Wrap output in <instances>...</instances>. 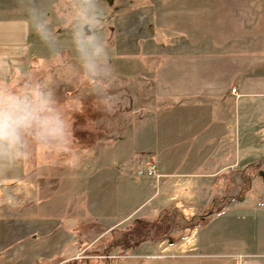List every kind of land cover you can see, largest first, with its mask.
Listing matches in <instances>:
<instances>
[{
    "label": "crops",
    "instance_id": "1",
    "mask_svg": "<svg viewBox=\"0 0 264 264\" xmlns=\"http://www.w3.org/2000/svg\"><path fill=\"white\" fill-rule=\"evenodd\" d=\"M183 1V39L159 55L152 102L142 114L129 119L123 112L115 127L106 125L117 130L109 143L72 148L76 156L47 151L54 160L42 164L36 146L30 163L0 175V264H264V243L254 240L235 252L204 234L169 244L138 239L146 227L175 233L176 226L145 220L191 200L193 184L231 186L216 197L231 201L199 233L218 221L212 237L239 233L238 212L250 209L247 231L264 234V0ZM1 23L0 74L9 76L17 54L27 55L17 45L24 32L4 22L8 36H1ZM130 125L137 127L135 154L148 155L134 167L127 157L132 137L124 143L119 134ZM148 161L159 178L136 176ZM116 231L135 241L112 240ZM113 245L119 253H109Z\"/></svg>",
    "mask_w": 264,
    "mask_h": 264
},
{
    "label": "rangeland",
    "instance_id": "2",
    "mask_svg": "<svg viewBox=\"0 0 264 264\" xmlns=\"http://www.w3.org/2000/svg\"><path fill=\"white\" fill-rule=\"evenodd\" d=\"M41 6L48 9L49 16H56L55 4L57 0H38ZM103 7L107 13V27L105 34L110 45V63L114 68L116 75V86L112 89L113 109L112 111L103 110L97 101V98L91 93L90 85L85 81L82 75H77L79 71V61L71 43L70 35L63 28H57V33L61 40V50L59 55H54L31 30L27 13L22 9L21 0H0V21L15 22L17 45L22 52H26V57L22 56L21 62L17 54L16 66L31 65V70L26 78H32L39 82H47L54 87L55 95L58 98V105L69 121L73 135L71 137V154L64 156H76L72 148H83L94 144H106L114 138L117 130L108 128L105 124V118L111 115L116 123L118 115L124 112L130 119L132 112L140 115L143 113V105L152 102L153 86L155 84L156 68L160 61V54L166 53L171 44L177 43L183 39L185 1L183 0H115L109 3L108 0H102ZM187 11V10H186ZM1 23V36H8L4 31L6 25ZM25 25V26H24ZM20 27L24 31H17ZM18 53V52H17ZM20 59V60H19ZM18 71L14 72V79L19 82ZM11 75V73H10ZM9 75V76H10ZM8 76V77H9ZM76 92L86 95L85 99L67 100V96H72ZM85 93V94H83ZM80 96V97H81ZM125 118V116H124ZM125 127V126H124ZM120 131V136L124 143L131 138L130 153L127 157L133 161L132 167L136 166L146 154H135L140 147L136 140V125H130ZM108 128V129H107ZM118 129V128H117ZM141 136H148V131L143 127L139 130ZM124 148V147H123ZM39 150L38 163H49L54 160L50 153ZM80 152H83L81 149ZM54 156V153H52ZM148 156V155H146ZM145 156V157H146ZM135 158V159H134ZM181 185V182H179ZM191 181L183 183L177 187L176 195L183 197L182 187L187 189L191 187ZM222 185H192L191 200L177 202L176 208L164 209L159 215L145 220V225H157L159 222L165 223L170 228L176 226L175 233L163 232L158 229L156 233H145L143 238L154 240L163 244H169L171 240L179 239L180 236L187 235L189 241H200L201 234L204 238H210L212 241L221 242L224 246L223 251L246 252L249 244L253 240L258 244L264 243L263 232L247 231L248 221L252 219V213L248 211L238 212V222L241 227L239 233L220 230L213 236L218 223L209 224L208 227L199 233V228L212 221L214 214L221 210L222 206L228 204L231 200H218V194L229 191L231 186H224L225 191L219 190ZM247 185L241 188L247 191ZM158 188V186H154ZM216 198V199H215ZM247 208V207H246ZM176 210V211H175ZM237 218V217H236ZM124 232V231H123ZM116 231L111 234L112 240H119L124 236L125 240L135 241V236L129 232L126 234ZM169 233V234H168ZM139 237L138 239H140ZM107 238V240H109ZM209 239V240H210ZM211 241V240H210ZM124 243V242H123ZM105 246L107 243H102ZM125 244V245H124ZM123 251H127L130 246L124 243ZM110 252L119 253V245H113ZM240 260V258L238 257Z\"/></svg>",
    "mask_w": 264,
    "mask_h": 264
},
{
    "label": "clouds",
    "instance_id": "3",
    "mask_svg": "<svg viewBox=\"0 0 264 264\" xmlns=\"http://www.w3.org/2000/svg\"><path fill=\"white\" fill-rule=\"evenodd\" d=\"M21 3L31 30L54 55L61 50L57 28L70 35L79 61L77 75L88 82L99 106L112 111L116 75L110 63L102 0H57L54 19L38 0ZM72 135L54 87L24 76L17 82L0 74V175L30 163L36 146L56 155L71 154ZM77 163L73 157L71 166Z\"/></svg>",
    "mask_w": 264,
    "mask_h": 264
},
{
    "label": "trees",
    "instance_id": "4",
    "mask_svg": "<svg viewBox=\"0 0 264 264\" xmlns=\"http://www.w3.org/2000/svg\"><path fill=\"white\" fill-rule=\"evenodd\" d=\"M31 65H28V66H16V65H13V66H11V75L9 76V78L10 79H14V76H13V74H14V72L16 71H18V73L16 74V76L17 75H19V78L21 77V76H26V75H28L29 74V72H30V70H31ZM18 78V79H19ZM83 94H85V93H83ZM81 92H76L74 95H72V96H67L66 98H68L67 100H73V99H85V98H88V97H85L86 95H82L81 97ZM119 122V121H118ZM105 124L106 125H110L111 126V128H113V127H115V120H114V117L113 118H111V115L108 117V119L107 118H105ZM118 124V123H117ZM145 232L144 233H142V236H139V237H143V235L145 234V233H147V232H149V233H151V231L153 232V233H156L155 232V229H152V228H150V227H146L145 228ZM132 235H134L133 233H132Z\"/></svg>",
    "mask_w": 264,
    "mask_h": 264
},
{
    "label": "built area",
    "instance_id": "5",
    "mask_svg": "<svg viewBox=\"0 0 264 264\" xmlns=\"http://www.w3.org/2000/svg\"><path fill=\"white\" fill-rule=\"evenodd\" d=\"M232 92L236 91L235 87L231 88ZM138 177H147V178H159L160 176L157 173V165L152 161H148L146 165L142 168H139L135 172Z\"/></svg>",
    "mask_w": 264,
    "mask_h": 264
},
{
    "label": "water",
    "instance_id": "6",
    "mask_svg": "<svg viewBox=\"0 0 264 264\" xmlns=\"http://www.w3.org/2000/svg\"><path fill=\"white\" fill-rule=\"evenodd\" d=\"M113 0H108V2L109 3H111ZM260 174H261V176H262V178H263V180H264V171H260Z\"/></svg>",
    "mask_w": 264,
    "mask_h": 264
},
{
    "label": "flooded vegetation",
    "instance_id": "7",
    "mask_svg": "<svg viewBox=\"0 0 264 264\" xmlns=\"http://www.w3.org/2000/svg\"><path fill=\"white\" fill-rule=\"evenodd\" d=\"M115 0H113L111 3H113Z\"/></svg>",
    "mask_w": 264,
    "mask_h": 264
}]
</instances>
